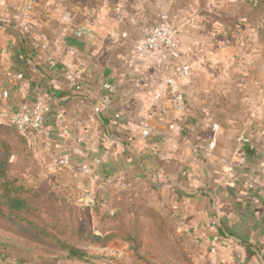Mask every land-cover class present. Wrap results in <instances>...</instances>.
<instances>
[{
	"label": "crops",
	"instance_id": "1",
	"mask_svg": "<svg viewBox=\"0 0 264 264\" xmlns=\"http://www.w3.org/2000/svg\"><path fill=\"white\" fill-rule=\"evenodd\" d=\"M28 1L0 0V91L7 93L0 109L36 100L49 107L44 131L25 136L40 154L34 185L77 203L88 197L92 205L139 189L167 192L180 227L214 264H264V115L236 121L229 112H211L210 86L200 87L205 74L193 69L181 84L190 110L170 130V104L153 103L165 74L161 59L149 56L136 67L127 58L132 40L161 13L170 16L181 42L197 49L196 21L189 18L196 0H35L27 10ZM15 14L47 43L45 54L21 41ZM81 24L88 32L78 38L72 31ZM74 71L83 81L78 92L70 84ZM104 82L117 87L110 108L100 104ZM114 108L122 111L116 121ZM143 123L151 129L147 138L140 134ZM212 123L218 128L208 151ZM200 190L206 192L195 193Z\"/></svg>",
	"mask_w": 264,
	"mask_h": 264
},
{
	"label": "rangeland",
	"instance_id": "2",
	"mask_svg": "<svg viewBox=\"0 0 264 264\" xmlns=\"http://www.w3.org/2000/svg\"><path fill=\"white\" fill-rule=\"evenodd\" d=\"M193 5L189 18L196 21L198 46L191 48L178 37L179 47L192 71L205 74L200 87L210 86L211 112H229L236 121L239 115H264V0H196ZM202 67L210 70L204 73ZM30 143L0 124L5 170V178L0 177V264H214L180 227L167 192L139 189L95 208L57 198L33 183L41 175L35 164L40 154ZM4 179L23 183L18 193L27 207H8L2 198ZM60 242L83 251L85 258L67 259Z\"/></svg>",
	"mask_w": 264,
	"mask_h": 264
},
{
	"label": "built area",
	"instance_id": "3",
	"mask_svg": "<svg viewBox=\"0 0 264 264\" xmlns=\"http://www.w3.org/2000/svg\"><path fill=\"white\" fill-rule=\"evenodd\" d=\"M35 0H29L26 6L27 10H31L34 6ZM10 6V5H9ZM116 18H120V11L116 9ZM15 22V26L20 30V37L28 41L32 48L37 53L43 55L47 50V43L36 39L32 34V25L27 21H23L19 15L15 14L12 17ZM78 38L86 37L87 27L84 24L77 25L72 31ZM122 37H126L125 33H122ZM179 38L178 34L170 20V16L167 13H161L158 16L157 22L147 27L139 37L132 40V43L128 47V61L136 65V67L145 61L146 57L158 56L161 59V69L165 70V74L161 80V86L158 87L153 93V103L159 107L169 103L171 106V117L167 127L173 130L177 125H180L187 116L190 105L187 101L185 94L181 91V84L183 81H187L192 74V67L189 59L180 56L179 52ZM177 58V60H175ZM138 61V62H137ZM50 65H55L53 59L49 60ZM138 69V68H136ZM71 86L75 91H81L83 81L78 76L77 71L71 74ZM17 78L22 76L18 74ZM103 89L106 94L100 97V104L103 108H110L112 106V95L115 94L116 85L104 82ZM0 97L6 98V91H0ZM122 104L128 105L129 100L122 97ZM49 111L48 105L44 102L36 100L30 105L20 106L17 109L8 111L3 108L0 109V123L14 126L17 131L24 136L31 135L33 133H41L44 131V119L46 113ZM94 111L98 112L99 108L94 107ZM113 120H118L122 117V111L113 109ZM218 125L211 124L212 132L209 134L210 141L208 142V151L214 147L216 130ZM151 129L149 125L143 123L141 127V137L147 138L150 135ZM150 152L156 153L155 146H150ZM59 163L66 165L67 160L62 158ZM81 170L85 173L90 172V168L87 165H81ZM264 186V185H263ZM264 189V188H263ZM264 192V191H263ZM85 205L90 206L91 200L86 197L83 201Z\"/></svg>",
	"mask_w": 264,
	"mask_h": 264
},
{
	"label": "trees",
	"instance_id": "4",
	"mask_svg": "<svg viewBox=\"0 0 264 264\" xmlns=\"http://www.w3.org/2000/svg\"><path fill=\"white\" fill-rule=\"evenodd\" d=\"M21 41H25L24 38H21ZM1 124V123H0ZM7 125V124H6ZM11 126V125H8ZM12 128H14L16 131L17 129L14 126H11ZM18 132V131H17ZM19 133V132H18ZM21 134V133H19ZM22 136H24L23 134H21ZM0 177L5 178V170H4V161L1 160L0 161ZM4 191L2 193V198H4L5 203L8 205L9 208L13 209V210H21L24 207L28 206V201L22 197V195H20L18 193V191H20L23 187V183L21 182H16V181H7V179H4ZM14 192H11L13 191ZM97 203H94L92 205V207H97ZM112 213V211H111ZM65 245H63L62 242L59 243V248H62L64 250V252L66 253L65 257L67 259H83L85 258V254L83 251H78L74 246L72 245H66L67 243H64Z\"/></svg>",
	"mask_w": 264,
	"mask_h": 264
},
{
	"label": "water",
	"instance_id": "5",
	"mask_svg": "<svg viewBox=\"0 0 264 264\" xmlns=\"http://www.w3.org/2000/svg\"><path fill=\"white\" fill-rule=\"evenodd\" d=\"M1 25L3 24V23H0ZM197 192H206V191H204V190H200V191H196L195 193H197ZM233 239H235V240H237V241H240L239 239H237V238H235V237H232Z\"/></svg>",
	"mask_w": 264,
	"mask_h": 264
}]
</instances>
